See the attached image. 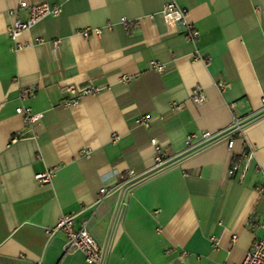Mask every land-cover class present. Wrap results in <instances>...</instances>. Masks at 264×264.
Instances as JSON below:
<instances>
[{
	"label": "crops",
	"instance_id": "0c3cea01",
	"mask_svg": "<svg viewBox=\"0 0 264 264\" xmlns=\"http://www.w3.org/2000/svg\"><path fill=\"white\" fill-rule=\"evenodd\" d=\"M22 1L61 12L15 50L8 28L28 20ZM171 1L0 0V264H88L65 253L64 234L44 232L68 214L108 250L107 264H241L264 238V117L247 122L264 109V0H175L200 32L196 43L167 26ZM85 29L102 34L85 38ZM69 85L100 92L63 108ZM20 107L43 117L29 125ZM144 116L155 119L149 128L137 123ZM234 118L244 129L232 149L224 136L185 154L189 137L226 131ZM154 139L179 160L151 173ZM247 153L239 183L228 172ZM48 171L52 181L39 183ZM104 187L112 192L99 203Z\"/></svg>",
	"mask_w": 264,
	"mask_h": 264
},
{
	"label": "built area",
	"instance_id": "2783aa9c",
	"mask_svg": "<svg viewBox=\"0 0 264 264\" xmlns=\"http://www.w3.org/2000/svg\"><path fill=\"white\" fill-rule=\"evenodd\" d=\"M20 8L29 9V18L27 21L16 20L8 28V35L11 41L14 44L15 50H21L27 44L20 41L23 33L31 30L39 22L48 17H56L61 12V7L51 6L47 3L30 6L27 2L22 1L20 3ZM14 11H10V14H14ZM163 17L167 26L174 31L181 30L182 34L187 41L196 43L199 40L200 32L197 28L189 21L188 11L182 8L177 1L173 0L169 2L164 10ZM127 19H122L121 24L126 31H131L133 28L129 24ZM139 25L138 22L134 23V28H137ZM108 29H112V25H108ZM102 34L101 29H85L82 31V35L85 38H90L91 36H100ZM37 43H42V40H37ZM55 48H58L59 42H55ZM150 70H153L159 74H164L167 71L166 66L163 63L158 61H152L149 64ZM65 91L69 94L65 98L62 106L69 107L77 102H79L83 97L88 95H96L100 90L95 86H89L86 88H79L74 85H69L65 87ZM192 99L195 103L201 104L205 100L204 94L201 89H194L192 92ZM234 106V105H233ZM17 114L23 116L27 124L32 125L40 121L43 117V114H35L30 108H18ZM155 119L150 116L140 117L137 121L138 124L143 125L146 128H149L152 122ZM244 129V124L241 119L234 118L232 125L226 131H221L218 133H203L200 137L191 136L186 142V153L190 154L194 151L203 149L210 145H214L222 140L224 136L227 138L228 149H232L235 143V137L241 136ZM151 146L155 149L154 156V169L151 173L162 172L166 168L170 167L172 164L177 162L179 159L178 155H167L160 145L157 139L151 141ZM86 156L89 155V152L84 153ZM252 153L244 154L240 157L234 159L228 176L231 179H237L239 183H243L247 177L248 171L251 166ZM54 176V171H48L46 173L38 174L36 180L41 184H49ZM127 178L130 180H138L139 176L135 173L134 170L127 171ZM112 191L107 187H104L100 191L99 203L104 201ZM75 215H63L58 219L57 224L46 229L44 232L46 235L51 238L58 233L64 234L66 238L65 243V253H82L85 256V259L88 264H107L108 259V250L99 246L95 239L89 233L86 225L81 228H76L75 226ZM251 227L255 228L261 225L259 219L255 217L252 221ZM237 240V237H233V242ZM213 248L218 249V243L216 239H213ZM241 264H264V238H258L250 251L247 253L244 261Z\"/></svg>",
	"mask_w": 264,
	"mask_h": 264
},
{
	"label": "water",
	"instance_id": "95a60500",
	"mask_svg": "<svg viewBox=\"0 0 264 264\" xmlns=\"http://www.w3.org/2000/svg\"><path fill=\"white\" fill-rule=\"evenodd\" d=\"M264 117V109L263 110H261V111H259V112H257V113H255V115H252V117H250V119L247 121V122H254V121H256V120H258V119H261V118H263ZM179 160V159H178ZM124 195V189H123V192H122V196ZM121 213H122V210H119V211H117V213H116V215H115V217H114V221H117V220H119L120 219V217H121ZM113 221V222H114Z\"/></svg>",
	"mask_w": 264,
	"mask_h": 264
}]
</instances>
